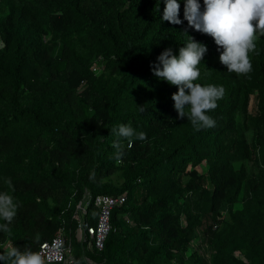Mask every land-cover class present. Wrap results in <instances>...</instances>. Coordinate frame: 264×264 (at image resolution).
<instances>
[{
  "label": "trees",
  "instance_id": "trees-1",
  "mask_svg": "<svg viewBox=\"0 0 264 264\" xmlns=\"http://www.w3.org/2000/svg\"><path fill=\"white\" fill-rule=\"evenodd\" d=\"M163 8L0 0V191L21 205L0 252L37 251L62 231L74 264H264V37L251 79L237 76L210 36L188 28L183 0L179 25L161 19ZM185 29L207 46L197 83L225 89L209 113L215 126L200 131L150 67L166 48L178 55ZM120 124L147 138H120L117 162ZM98 196L125 197L101 250L87 247L86 229L78 237L74 219L81 204L95 226Z\"/></svg>",
  "mask_w": 264,
  "mask_h": 264
},
{
  "label": "clouds",
  "instance_id": "clouds-1",
  "mask_svg": "<svg viewBox=\"0 0 264 264\" xmlns=\"http://www.w3.org/2000/svg\"><path fill=\"white\" fill-rule=\"evenodd\" d=\"M181 0H163L161 19L170 24L179 25ZM183 17L188 28L210 36L219 51V62L227 71L237 76L251 79L252 57L257 53L258 41L264 37V0H183ZM187 40L178 49V55L171 48L164 49L157 56V63L151 70L155 77L163 80L177 91L172 93L173 107L179 118H187L196 131L215 126V120L209 115L218 107V101L224 96L222 85L197 83L201 77L200 64L207 52V46L183 31ZM5 47L0 41V48ZM187 110V111H186ZM118 138L113 146L117 149V162L123 155L120 138L131 146L134 140L144 141L147 134L136 132L131 125L120 124L112 129ZM251 135V133H249ZM4 183L14 191L10 178ZM20 203L9 191H0V232L11 233L9 225L17 215ZM3 264H49L46 256L30 248L11 246L6 252H0Z\"/></svg>",
  "mask_w": 264,
  "mask_h": 264
},
{
  "label": "built area",
  "instance_id": "built-area-1",
  "mask_svg": "<svg viewBox=\"0 0 264 264\" xmlns=\"http://www.w3.org/2000/svg\"><path fill=\"white\" fill-rule=\"evenodd\" d=\"M125 201L124 196L109 197L98 196L95 199V206L98 208V219L96 225L93 227H86L84 224V215L86 213L85 206L79 204L77 206L74 219L78 223V237L80 238L83 230L86 229L88 235L87 247L92 245L97 250L103 248V242L109 231L110 213L114 207L120 206ZM10 248V246H7ZM37 251L42 252L49 261V264H74L70 249L65 246V238L62 231H59L55 238L50 242H45L40 245Z\"/></svg>",
  "mask_w": 264,
  "mask_h": 264
},
{
  "label": "rangeland",
  "instance_id": "rangeland-1",
  "mask_svg": "<svg viewBox=\"0 0 264 264\" xmlns=\"http://www.w3.org/2000/svg\"><path fill=\"white\" fill-rule=\"evenodd\" d=\"M255 105H256V98H255V95H252L250 97V101H249V111L251 113H254L255 112ZM183 225H184V222L182 221Z\"/></svg>",
  "mask_w": 264,
  "mask_h": 264
}]
</instances>
